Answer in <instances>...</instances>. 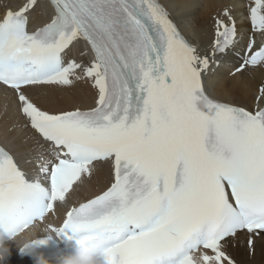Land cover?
<instances>
[{"label": "snow or ice", "instance_id": "1", "mask_svg": "<svg viewBox=\"0 0 264 264\" xmlns=\"http://www.w3.org/2000/svg\"><path fill=\"white\" fill-rule=\"evenodd\" d=\"M176 6L21 0L0 8L4 264L15 238L41 223L47 239L97 242L106 264H264V80L255 107L246 101L264 74V0L222 4L210 38L175 18ZM80 42L87 63L84 52L73 55ZM227 57L236 62L225 74ZM81 83L93 105L62 107L61 94ZM98 173V194L70 207L59 227L47 222L54 202L66 204ZM45 242L19 251L35 254Z\"/></svg>", "mask_w": 264, "mask_h": 264}, {"label": "bare ground", "instance_id": "2", "mask_svg": "<svg viewBox=\"0 0 264 264\" xmlns=\"http://www.w3.org/2000/svg\"><path fill=\"white\" fill-rule=\"evenodd\" d=\"M21 0H0V8L5 4H16L20 3ZM46 0H41V3H45ZM165 3H175L177 6L170 9L173 12V16L180 20L181 18L191 21L197 28L206 30L208 37L211 36L212 27V17L220 9L221 5L228 2V0H163ZM242 2L247 5L249 0H242ZM44 19L42 15H37L35 22H40ZM257 41H260V37L257 36ZM208 39L206 38L204 43L207 44ZM84 52L86 55L83 57L84 61L87 63L89 57L87 56V51L82 50V46L78 45L73 49V55L79 57V53ZM227 62V69L223 65L220 71L222 73H227L229 66L234 64L236 61L232 57L225 58L224 63ZM264 80V74L257 72L254 79L251 82L250 89L248 91L246 101L247 106L250 108L255 107V101L253 99V94L258 90L260 82ZM218 92L222 89L218 88ZM62 97L65 98L66 102L61 104L62 107L70 108L73 103L79 104L82 108L93 105L94 103V91L90 88L88 84L81 83L78 84L74 89L67 93H62ZM3 113V102L0 99V141L4 139V125L7 122V118L2 116ZM104 173H98L93 176L91 180H86L85 183L79 187H75V191H70L67 194V203H54L53 212L47 215V222L51 223L53 226L57 227L63 221L66 216V212L72 206H78L79 203L86 201L93 195L98 194L100 190L104 187ZM46 230L45 224L41 223L38 228H30L20 235L12 242V252L9 257L8 264H36V258L31 259H18L16 252L19 246L23 243L32 241L35 238H39ZM233 256L238 262L245 261L242 245L233 249ZM261 260L260 250H257V262ZM49 264H57V261H49Z\"/></svg>", "mask_w": 264, "mask_h": 264}, {"label": "clouds", "instance_id": "3", "mask_svg": "<svg viewBox=\"0 0 264 264\" xmlns=\"http://www.w3.org/2000/svg\"><path fill=\"white\" fill-rule=\"evenodd\" d=\"M73 251L70 254L59 258L57 264H106L102 247L97 242L88 241L83 245H71ZM35 251V249H32ZM10 255L7 244L0 237V264ZM36 264H49V261L42 255H36Z\"/></svg>", "mask_w": 264, "mask_h": 264}]
</instances>
